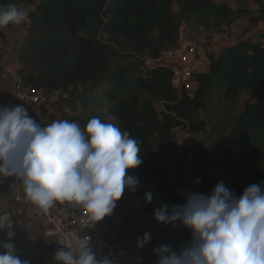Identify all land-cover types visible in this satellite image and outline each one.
<instances>
[{"label":"trees","instance_id":"16d2710c","mask_svg":"<svg viewBox=\"0 0 264 264\" xmlns=\"http://www.w3.org/2000/svg\"><path fill=\"white\" fill-rule=\"evenodd\" d=\"M256 3L260 16L250 19L251 26L264 20V4ZM8 4L28 12L7 54L21 87L66 94L52 102L56 112L29 115L41 126L66 119L82 128L98 117L137 139L142 163L126 172L138 183L125 187V193L158 225L160 244L180 254L191 242L190 230L179 222L157 221L154 210L168 205L170 214L171 206L184 204L189 192L197 193L205 184L206 145L201 141L207 137V120L202 113L216 106L215 94L230 103L242 90L249 97L226 134L208 137L213 177L208 194L217 182L236 197L264 182V31L253 39H237L217 56L209 55L210 64L193 77L192 90H176L168 69L145 67L143 62L176 46L180 22L217 30L240 9L212 0H0V7ZM7 55L0 48V64ZM176 130L199 135V140L194 147H180ZM190 161L191 176L200 179L196 185L187 180ZM145 193H151L150 202ZM139 224V216L123 213L110 225L109 237L126 243L131 261L157 264L154 248L138 246L131 235L133 229L146 230Z\"/></svg>","mask_w":264,"mask_h":264},{"label":"clouds","instance_id":"9594fccd","mask_svg":"<svg viewBox=\"0 0 264 264\" xmlns=\"http://www.w3.org/2000/svg\"><path fill=\"white\" fill-rule=\"evenodd\" d=\"M28 12L14 4L0 7V27L21 25ZM137 139L112 123L93 117L82 128L76 121L53 120L38 124L22 105L0 106V177H16L27 199L40 209L55 202L72 203L99 221L112 213L125 187L138 181L127 169L142 163ZM261 183L244 189L239 197L223 182L210 194L189 192L186 202L161 205L154 210L157 221L179 222L191 232V242L177 254L169 245L153 249L157 264H264V187ZM151 193H145L150 202ZM12 225L9 215H0V229ZM151 239L145 233L143 246ZM0 264H28L13 246L0 245ZM59 264H110L97 260L88 243L74 253L63 248L55 254Z\"/></svg>","mask_w":264,"mask_h":264},{"label":"built area","instance_id":"2783aa9c","mask_svg":"<svg viewBox=\"0 0 264 264\" xmlns=\"http://www.w3.org/2000/svg\"><path fill=\"white\" fill-rule=\"evenodd\" d=\"M212 1L225 2L223 0ZM200 38L202 37L199 32L181 28L178 31L176 46L161 50L156 58L145 57L144 66L160 65L168 69L171 72L172 87L179 90L182 86H187L196 74L206 71L210 64L209 55L202 49ZM10 43L13 45L14 39H10ZM7 80L11 81V88L3 96L0 106L22 105L26 109H33V107L53 102L57 98H66V94L58 91L40 93L22 88L15 73L14 64L5 59L0 64V85ZM195 181L199 182V179ZM124 194L125 190L121 198ZM25 199L28 212L36 220L44 222L47 233L53 237L51 247L43 252V255L55 256L57 251L63 248H69L76 253L80 245L88 243V247L98 261L107 259L110 264H138L135 260L128 261L127 245L123 240L109 237L110 222L107 217L92 223L86 211L75 204L71 203L69 211L62 215L51 207L40 209L30 202L26 195ZM8 207L7 200L0 197V215ZM0 245H2L1 241ZM0 251L4 249L0 247Z\"/></svg>","mask_w":264,"mask_h":264},{"label":"rangeland","instance_id":"374dc122","mask_svg":"<svg viewBox=\"0 0 264 264\" xmlns=\"http://www.w3.org/2000/svg\"><path fill=\"white\" fill-rule=\"evenodd\" d=\"M223 1H225L234 9H240L242 12H237L233 19H231L228 23L224 24L217 30H206L202 27H194L184 22H180L181 28H188L201 34V47L208 55L217 54L219 48L223 47L222 45L226 47L233 43L232 41H235L241 37L253 39L258 36V34L264 31V20H260L261 18L258 19L259 21H256L255 23L253 22L254 25L252 24L251 26L250 19L258 18L260 16L259 6L257 5L256 0ZM261 2L264 4V0H261ZM175 15L176 19L179 20L178 14L176 13ZM20 30V25L17 26L10 24L5 27H0V31L2 32V38L0 39V48H2L6 52V55L12 52L14 46L10 43V39H15ZM186 88H188V90L194 89L193 82L190 81L187 84ZM248 97L249 96L247 91L242 90L239 92L236 100L230 103L225 102L220 98L218 94H215L214 100L216 102V106L208 110L206 113H202L207 120V124L205 127V134L207 135V137H204L205 139L201 141L202 146L209 143L208 137L215 138L218 135L227 133L230 125L233 123L239 112L243 109L245 103L248 100ZM52 104L53 103L51 102V104L46 103L40 106H36L33 107V110L39 112H41L42 110L56 112V109L53 108L54 105L52 106ZM175 132L176 140L180 145H186L191 148L194 147V145L199 140V135L188 137V135L185 136L186 133L181 130H176ZM189 168L190 174L187 175V180L189 181V184L196 185L200 182V179L197 178L199 179V182L194 181L193 177L191 176V166ZM128 261H130L129 257Z\"/></svg>","mask_w":264,"mask_h":264},{"label":"crops","instance_id":"0c3cea01","mask_svg":"<svg viewBox=\"0 0 264 264\" xmlns=\"http://www.w3.org/2000/svg\"><path fill=\"white\" fill-rule=\"evenodd\" d=\"M235 41L232 42L234 43ZM222 46V48H219L220 51L218 50L219 53L217 52V54H213L214 56L219 55L222 49L225 48L224 45ZM9 57L10 55H7L5 59L9 60ZM10 88V80L1 83L0 102L3 96L9 91ZM27 111L29 114H39V111H35L31 108L27 109ZM185 136H187V134ZM178 145L180 147L184 146L180 145L179 143ZM190 166L191 161L189 162L186 168V175L190 174ZM195 179L197 178H193L194 181ZM0 197L6 199L9 204L8 209L4 212H9L11 215L12 221L14 223V228L17 233V238L19 240V243L21 244L28 264H59V262L54 259V255H43V252L49 250V248L51 247L53 243V237L47 233L45 223L36 220L28 212L24 188L21 181L16 177H0ZM70 206L71 203L68 202H55L51 206V208L55 212L65 215L69 211ZM123 213L139 216V227H147L146 230H144L142 233H136V230H132L131 235L134 237L135 240L139 241L145 233H149L151 239L147 243H145V245H147L148 247H153L154 249L163 245L158 242L156 237L158 225L156 223H153L152 220L149 219V217L145 213H141L138 209V206L136 205V201L132 197L127 196L126 193L118 202H116L112 213L105 217H107L109 222H111L110 225L112 227L114 222H117L121 219V215Z\"/></svg>","mask_w":264,"mask_h":264},{"label":"water","instance_id":"95a60500","mask_svg":"<svg viewBox=\"0 0 264 264\" xmlns=\"http://www.w3.org/2000/svg\"><path fill=\"white\" fill-rule=\"evenodd\" d=\"M209 147H210V144L207 143L206 144V155H205L204 164L202 167V169L206 173V182L197 191V193H201L204 195H208L209 190L213 184V177H212L210 166H209V159H210V148ZM4 214L9 215V220L11 221V225H12V227L10 229V231L12 232V235L8 236V234H7L9 231L8 228L0 229V236H1L2 245L10 243L13 246V248L15 250V254L19 257V259L22 262L26 261L25 254H24L23 249L21 247V244L19 243V240L17 238V233H16V230L14 228V223L12 221L11 215L9 212H4L1 215H4Z\"/></svg>","mask_w":264,"mask_h":264}]
</instances>
